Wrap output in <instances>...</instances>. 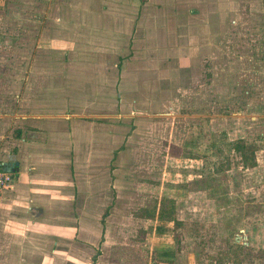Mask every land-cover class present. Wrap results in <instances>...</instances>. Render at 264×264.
<instances>
[{
    "label": "rangeland",
    "instance_id": "374dc122",
    "mask_svg": "<svg viewBox=\"0 0 264 264\" xmlns=\"http://www.w3.org/2000/svg\"><path fill=\"white\" fill-rule=\"evenodd\" d=\"M42 101L123 148L93 240L0 219V264H264V0H0V159Z\"/></svg>",
    "mask_w": 264,
    "mask_h": 264
},
{
    "label": "crops",
    "instance_id": "0c3cea01",
    "mask_svg": "<svg viewBox=\"0 0 264 264\" xmlns=\"http://www.w3.org/2000/svg\"><path fill=\"white\" fill-rule=\"evenodd\" d=\"M95 95L99 96L100 92ZM34 108L35 113L24 119H29L37 130L26 138L18 133L19 143L5 151L4 158L0 159V163H18L11 172L12 185L0 201V219H6L4 222L9 227H17L14 228L16 233L21 227L24 228L22 235L30 232V236H26L28 241L42 243L49 238H60L74 242L81 236L90 242L92 235L97 234V227L92 225L98 224L89 211L106 207L104 189L103 197H99L100 182L106 181V165L110 160L112 165L122 150L123 139L112 136L115 132L110 136L106 126L87 120L75 121L86 119L85 115L70 119L68 114L53 111L43 101ZM116 134L122 133L116 129ZM11 144L12 141L1 143L7 148ZM108 146L114 149L107 162ZM82 178L86 182L80 186L78 180ZM83 208L88 210L87 217L76 212ZM33 234L40 236L35 238ZM18 240V236L8 233V242Z\"/></svg>",
    "mask_w": 264,
    "mask_h": 264
},
{
    "label": "built area",
    "instance_id": "2783aa9c",
    "mask_svg": "<svg viewBox=\"0 0 264 264\" xmlns=\"http://www.w3.org/2000/svg\"><path fill=\"white\" fill-rule=\"evenodd\" d=\"M13 182V174L11 172H5L0 168V201L3 198L4 193L10 188Z\"/></svg>",
    "mask_w": 264,
    "mask_h": 264
},
{
    "label": "water",
    "instance_id": "95a60500",
    "mask_svg": "<svg viewBox=\"0 0 264 264\" xmlns=\"http://www.w3.org/2000/svg\"><path fill=\"white\" fill-rule=\"evenodd\" d=\"M18 163H0V168H2L5 172H12L13 167H17Z\"/></svg>",
    "mask_w": 264,
    "mask_h": 264
},
{
    "label": "trees",
    "instance_id": "16d2710c",
    "mask_svg": "<svg viewBox=\"0 0 264 264\" xmlns=\"http://www.w3.org/2000/svg\"><path fill=\"white\" fill-rule=\"evenodd\" d=\"M242 142H243V141L240 140L239 142H237L236 144L234 143V144H235L236 146H238V144H243ZM244 148H245V145L243 144V145H241V147H238V150H243ZM244 158H245V157H244ZM242 160H243V156H242ZM245 160L247 161V160H250V159L245 158ZM245 165H246V164L244 163V167H245ZM254 165H255V163H253L251 166L253 167ZM234 246H235V247H238V248L241 247V246H239V245H237V244H234ZM198 264H201V263H198Z\"/></svg>",
    "mask_w": 264,
    "mask_h": 264
}]
</instances>
